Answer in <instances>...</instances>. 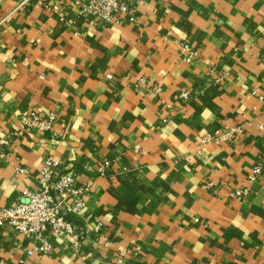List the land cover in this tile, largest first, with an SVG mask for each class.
I'll return each instance as SVG.
<instances>
[{"label":"crops","instance_id":"obj_1","mask_svg":"<svg viewBox=\"0 0 264 264\" xmlns=\"http://www.w3.org/2000/svg\"><path fill=\"white\" fill-rule=\"evenodd\" d=\"M86 1L0 0V208L47 157L89 183L77 245L3 222L0 264H264V0Z\"/></svg>","mask_w":264,"mask_h":264},{"label":"built area","instance_id":"obj_2","mask_svg":"<svg viewBox=\"0 0 264 264\" xmlns=\"http://www.w3.org/2000/svg\"><path fill=\"white\" fill-rule=\"evenodd\" d=\"M81 8L90 14L94 20L108 22L114 15L126 12L128 0H87L81 4ZM158 84L153 86V91L158 92ZM183 97L187 95L184 91ZM31 116L32 121L28 122L27 117ZM20 121L28 126L39 119L38 115L32 111L20 113ZM53 113H50L46 122L43 124L44 129H49ZM235 127H225V131H216L212 137L203 136L201 142L214 141L223 142L236 133ZM109 165L108 161L100 162L96 168L97 175H103ZM56 162L47 157L42 164L38 174L39 189L35 191L22 190L11 203L10 206L0 208V224L7 222L16 231L25 236L42 239L39 246H34L32 251L47 253L51 246L46 236L48 234L66 233L69 235L71 242L77 245L79 235L73 226V219L79 217L85 206V197L89 191V183H80L68 172H62L53 178ZM23 171V168H17ZM260 166L255 165L251 168L247 178L254 181L259 173ZM236 195L245 194L246 189L242 188L234 192ZM96 225L94 230H98L100 220L95 219Z\"/></svg>","mask_w":264,"mask_h":264}]
</instances>
